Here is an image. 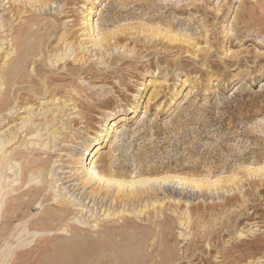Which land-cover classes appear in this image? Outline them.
Returning <instances> with one entry per match:
<instances>
[{
    "label": "rangeland",
    "instance_id": "1",
    "mask_svg": "<svg viewBox=\"0 0 264 264\" xmlns=\"http://www.w3.org/2000/svg\"><path fill=\"white\" fill-rule=\"evenodd\" d=\"M0 24V75L24 41L44 62L0 86V264H196L228 226L264 264V0H0ZM92 164L120 201L72 191ZM7 193L32 203L10 226Z\"/></svg>",
    "mask_w": 264,
    "mask_h": 264
},
{
    "label": "bare ground",
    "instance_id": "2",
    "mask_svg": "<svg viewBox=\"0 0 264 264\" xmlns=\"http://www.w3.org/2000/svg\"><path fill=\"white\" fill-rule=\"evenodd\" d=\"M38 24H39V22H38ZM3 27L4 26H2L0 24V29H2ZM118 39L121 40V39H123V37H119ZM62 40L64 42H68L69 41V38L65 37ZM71 43L72 42L69 41V44H71ZM87 43H89V42H84L82 45H86ZM26 45L27 44L24 41L22 43V45L20 46V48H17V47L15 48L16 52H18V55L17 56L13 52L12 53H9V57H8L9 60H8V64H7L8 67L0 75V86H5V88H6L7 86H10V83L12 81H13V84L18 83V81H16L15 69H13L14 65H16L15 62L17 60H21L22 59V60H24L25 65L31 64V65H34L35 68H37L39 70H42L41 68L44 66V64H43L44 62L42 60L36 59V55L34 54V51L30 50L29 48H31V47H26ZM93 45H96L98 47L97 49H103V47H105V43H103L102 41H100V42L96 41V42H94ZM0 48H2V44H0ZM89 49H91L90 46L87 47V51ZM64 50H65V48H64ZM68 53L67 52L60 53L57 56L59 57V60L62 61L64 59H66L67 57H70L71 56ZM117 57H119V56H113V59H115ZM35 72H37V71H35ZM67 74L70 75L69 73H67ZM0 93H1L0 95H1L2 98L5 97V89H2V91ZM17 134L18 133L14 132L12 134V136H11V139H9V140L14 139L17 136ZM106 140H107V138H106ZM98 150H99L98 143H96L95 145H91V149H88V150L85 151L88 154V156L86 157V160L88 161L92 157L94 158V156L96 155V152ZM0 159H2V158H0ZM40 161H41L40 159H37V158L34 157V158L31 159V161H30L31 163H30V165H28V168L27 167H21V170L22 171L19 174V176H21V179L20 180L21 181L23 180V175H24V173H26L27 170H29L32 166L37 165ZM43 163H44V161H43ZM92 165L91 166H89V165H83L84 171H82V172H84V174L87 177V179H85L84 181H81L80 184H83V186H80V184H71L70 186H73L72 191L75 192L76 190L79 189V187H82V188L85 187L86 190L83 192V195L82 196H83V198H86L87 189L90 188L91 189L90 190V195H91L90 198H91V200L94 198V201H96L97 200V197H101L102 195H105L103 197H105V199H107L106 201L108 202V197L112 193V195L115 197V200L116 201H120L121 196L119 195L118 192L112 191L109 194V192L107 190H104V189L111 188L112 185H114V184L115 185L117 184L120 187L122 184L117 183L116 181L114 182V181H111L109 179H105L104 176L100 174V171L98 169V166H96V165H93L92 166ZM15 167H17L16 164H13L12 165V168H15ZM15 173H17V172L15 171ZM17 179H18V177H17ZM20 189H22V185H18V187L15 188V190L18 191V194H19V190ZM1 190H2V187H0V191ZM132 193H134V192H132ZM24 194H28V191L25 192ZM7 196L10 197V199H8L9 202L8 203L5 202V204H4V201H3V205H6L8 208L11 207V209L9 208L8 210H5L4 211V215L2 216V221H4L8 226H10V224L13 223V221L15 220L16 217H19V216H21L23 214V211L24 210H22V209L25 208V207H27V206H28V208L32 207V203L29 200H24V201H22L21 203L18 204L17 201L20 200V197L23 196V195H21L20 197H16V196L13 197V195H10L9 193H7ZM103 199L104 198H102L101 202L103 201ZM80 202H83V200L80 201ZM81 204L82 203H75V205H77V207L80 206ZM95 204H96V202H95ZM83 206H85V205H83ZM79 211H82V212L85 211L87 213L89 212V211L83 210V209L82 210H79ZM110 213H111V210L109 208V209L104 210V213L103 214H106L108 216ZM228 213H229V211H228ZM40 221L41 222H46V219H44V217H42L38 221L34 222V224L36 225ZM228 227H226V229L223 228V227H221V228L219 227V229H217L214 232H211V233H207L206 232V233L201 234L200 242H201V244L202 243L203 244L200 246V248H196V240L195 239L197 237L195 238V234H192V237H191L190 241L188 242L187 248L191 251V258L197 261L196 264H234L238 260L244 259L245 257H247V256H249L251 254H254L255 252H257L261 248V246H262V240H263V237L261 236V234H255L253 237H251L252 239L249 240V243L247 245V248H249V250L251 249V251L246 250L247 248H245L243 246L244 244L247 243V241H246V243L243 242V241H241V240L240 241L226 242V243L223 242V240L225 241V239H226L225 237L226 236L228 237V235L230 234V230H229ZM214 238H217L218 239L216 243H210L209 245H205V241H208L209 242L210 240H212ZM242 246L245 249L244 248L242 249ZM220 250H221V257H222V259L220 261H215L213 259V254H214V252H217V251H220ZM166 256H167V254H166ZM171 260L174 261V260H177V259H176V257L173 256ZM157 261H158L157 264H164L163 257H161V256H160V258ZM166 261H167V259H166Z\"/></svg>",
    "mask_w": 264,
    "mask_h": 264
}]
</instances>
